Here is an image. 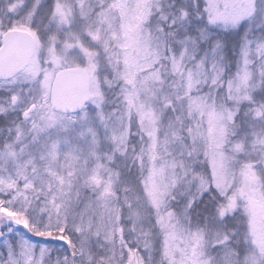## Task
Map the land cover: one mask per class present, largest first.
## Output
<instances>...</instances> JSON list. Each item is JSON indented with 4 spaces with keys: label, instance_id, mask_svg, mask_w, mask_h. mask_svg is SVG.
Wrapping results in <instances>:
<instances>
[{
    "label": "snow or ice",
    "instance_id": "6c2138e0",
    "mask_svg": "<svg viewBox=\"0 0 264 264\" xmlns=\"http://www.w3.org/2000/svg\"><path fill=\"white\" fill-rule=\"evenodd\" d=\"M0 264H264V0H0Z\"/></svg>",
    "mask_w": 264,
    "mask_h": 264
}]
</instances>
